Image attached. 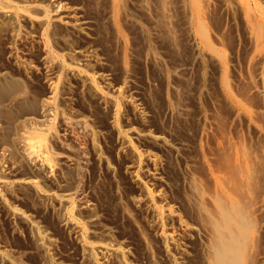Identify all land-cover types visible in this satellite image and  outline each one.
<instances>
[{"label": "rangeland", "instance_id": "obj_1", "mask_svg": "<svg viewBox=\"0 0 264 264\" xmlns=\"http://www.w3.org/2000/svg\"><path fill=\"white\" fill-rule=\"evenodd\" d=\"M2 1L8 6L0 10V264H166L170 257L177 264H202L206 233L200 224L207 222L200 220L190 171L210 192L205 156L214 163L215 153L233 143L238 153L252 156V197L264 192V0H203L205 37L224 56L225 72L219 57L200 48L189 0H147L148 10L137 0H124L120 32L110 16L111 0ZM48 15L55 29L49 28L51 46L58 53L47 62L40 23ZM75 18L83 30L73 26ZM166 21L179 42L170 40ZM253 32L261 34V42L253 40ZM148 50L157 61L145 59ZM84 55L85 71L119 100V129L114 104L70 71L63 73L59 97L44 106V98L52 100L49 85L60 80L58 64L68 66ZM180 66L186 68L177 71ZM184 102V119L172 118L169 105ZM33 127L45 131L55 153L50 172L28 158L21 136L37 138ZM124 137L144 155L141 181L157 195V205L174 211L164 221L178 237L169 249L156 234L154 207L130 176L137 156ZM3 180L14 182L3 186ZM38 188L59 198L42 196ZM62 197L75 202L83 231L65 224L71 204ZM135 197L142 201L135 203ZM203 203L206 213L213 211ZM256 212L251 264H264V211ZM80 233L88 243H110L125 254L107 260L98 254L94 262L83 254Z\"/></svg>", "mask_w": 264, "mask_h": 264}, {"label": "bare ground", "instance_id": "obj_2", "mask_svg": "<svg viewBox=\"0 0 264 264\" xmlns=\"http://www.w3.org/2000/svg\"><path fill=\"white\" fill-rule=\"evenodd\" d=\"M123 1L124 0H111L113 6V13L110 16L114 18V21L116 23L119 32L121 30V26L119 23L120 18L118 17V13H119L118 9L120 8ZM146 1L147 0H137L136 5L148 10L150 9V6H147ZM204 1L207 4H209L210 2V0H204ZM186 2L188 4V0H186ZM189 2L191 3V6L193 8L192 13L197 18V22H196L197 32L200 31L202 37V39L200 38V42H199L200 48L204 52L211 54L212 56H214L215 54L216 57H219L218 53L221 52L215 50V48L210 44L208 39L205 37L206 35L204 29L205 20H203L205 16V10H204L205 4L203 3V0H189ZM7 6L8 5H5L3 1L0 0V10H5ZM59 7H60L59 4L57 3L53 4L54 11H58ZM169 16L170 15L166 14L167 19L169 18ZM250 17H251L250 13L248 11L247 21L249 27L252 28L253 25L251 24ZM56 20L61 21V16L60 18H56ZM88 22H89L88 20L85 21V23ZM166 23H165V29H168V32L171 35L172 39L170 38V36L169 38L170 40H172V43L179 42L178 41L179 38H177V36H175L172 33L171 22L166 21ZM40 24H41L40 26H43L45 43L47 45V50L44 52L45 55L44 59L48 62L50 58L51 60H54L53 57H55L58 53L57 51L56 52L54 51L53 48L54 46L53 47L51 46V42H53L52 32L49 30V28H51L50 27L51 24L53 26V23L51 22V17L48 15L46 18L41 20ZM73 26L80 30L84 29V27H81L78 18L74 19ZM51 29L55 31L54 28ZM56 33H53V35ZM137 35L139 34L137 33ZM146 35L148 39H150L149 37L151 35L148 33H146ZM260 35H261L260 33L252 34V38L253 40H255L256 43L261 42L259 41L260 38L262 37ZM123 37L124 36H122V38ZM176 46L178 45L176 44L174 46V49ZM171 49L173 51V48H170V51ZM149 51L150 50H148L147 54L145 55V59L149 61L154 60V62L157 61L158 55L155 52L152 53ZM86 56L87 55H84V58L75 59L73 61V64H70L68 66H66V64L64 63L58 64L59 66H61L62 69L60 80L58 83L55 82L54 84L53 82H51V84L49 85V92L51 93L50 99L52 98V100L44 98L45 100V101L43 100L45 102L44 106L45 108H48L54 102V100H56V98L59 97L60 95L59 93L61 92L60 83L63 82L64 81L63 79H65L66 77L63 73L70 71L76 76H78V78L84 80L85 83L90 84L96 90V93L101 100H103L106 103L112 102L114 104L115 108L113 112V124L114 126L117 127L119 124V119H118L119 110H120L119 100H115L112 97H110L108 94H106L105 91L99 87L98 84L99 81L96 75L86 72L85 69L82 67V61L86 59ZM220 62L221 65L223 66V71L225 72L226 67L223 64L224 56L222 57ZM185 68L186 66H180L177 68V71L183 70ZM49 70H52V67ZM50 74H52V71H50ZM48 75H49V71H48ZM63 76L65 77L63 78ZM222 80L223 83L228 84L225 78H223ZM120 92H122V90H120ZM7 93L9 94L10 91L8 90ZM10 109L12 110V108H9V110L7 109L8 111L5 110V112L7 111L6 115L8 116H11L9 112L12 111H10ZM187 110H188V104H186V102H184L180 107L175 104H170L168 109V111L172 115V118L178 116L183 119H184L183 114L186 113ZM3 115L5 116V114ZM81 122L83 124L88 123V121H86L85 119H83ZM31 131L35 132L37 138L34 139L26 135L21 136V138L26 139L25 146L28 151V158L38 163L41 167H44L45 170L50 172L54 169L56 160L54 156L55 153L51 152L48 148V144H47L48 142L45 136V131L37 127H33ZM124 142L126 143L127 146L131 148L135 156H137L135 162H133L129 166L130 176L139 185H142V188L145 191V196L147 198V201L150 202L151 205L154 207V210L159 219V226L156 228L157 230L156 234L160 236L164 246L167 249H169L171 243L178 244V237L176 234V230L169 229L165 225L164 221H165V217L172 215L174 211L170 207H165L164 205H157V195L154 194V192L146 185V183H143L141 181L140 170L143 167L144 155L142 154V152H140L137 148L134 147L131 139L124 137ZM226 149L227 150L221 149L218 152L219 154L215 153L216 156L214 158V163L212 160L210 159L208 160V158L205 156V163L207 165L208 177L212 180L210 192L205 193L204 188H202L200 183L196 181V178L194 177V173L192 171H190L188 177L190 179V182H193L195 184L193 189L194 197L200 200L199 207H196L198 213L200 214V220H204V221L206 220L207 222V224L205 225L200 224V226L204 229L206 233V240L204 244L200 247V250L202 251V264H251V256L254 255V251L256 249L254 241L258 240V238L256 237V233L254 232L256 229V223L253 220V214L256 215L257 214L256 211H260V210L264 211V192L263 194H261L259 198H256L255 200L252 197L251 189L254 181L252 156L245 153L243 154L238 153L237 150L234 148L233 143H230L228 145V148ZM177 152L179 153L180 151L177 150ZM187 170H188V166H187ZM13 182L8 180H3V186H10L12 185ZM32 183L30 184H32L33 186H35V188H37L36 187L37 184L34 182ZM37 192L38 194L48 198H59L55 194L43 192L39 188L37 189ZM159 196H161V194H158V197ZM60 199L66 200L68 203L71 204L70 209L66 214L65 224L70 225L71 228L76 232L83 231L81 222L75 217V211H74L76 208L75 202L72 201L71 198L64 199L62 197ZM141 201L142 199L138 197L134 198L135 203H139ZM203 202H207L211 206H213L212 208L213 211L206 213V207H204ZM84 203L88 204L87 202L82 201V204ZM187 203H188V195H187ZM13 213H17V212L14 211ZM101 233L105 236H109V230L106 227H102ZM80 243L82 245L83 254L84 255L89 254L94 262H97L98 254H100L101 258L104 260L109 259L112 255L115 254L121 256H124L125 254V252L120 247H117L110 243H104V242L88 243V241L82 238V233H80ZM123 264H127V263L125 262ZM156 264H165V262L162 263L157 261ZM166 264H177V260L175 258L170 257L167 260Z\"/></svg>", "mask_w": 264, "mask_h": 264}]
</instances>
